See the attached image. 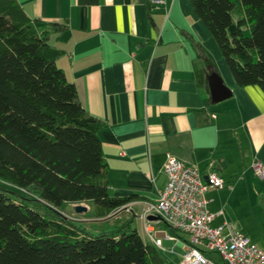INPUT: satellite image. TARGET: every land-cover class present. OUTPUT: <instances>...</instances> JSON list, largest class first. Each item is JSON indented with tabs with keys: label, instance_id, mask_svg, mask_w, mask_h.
Instances as JSON below:
<instances>
[{
	"label": "crops",
	"instance_id": "1",
	"mask_svg": "<svg viewBox=\"0 0 264 264\" xmlns=\"http://www.w3.org/2000/svg\"><path fill=\"white\" fill-rule=\"evenodd\" d=\"M17 2L31 19L62 24L47 41L60 50L55 63L80 104L104 124L98 137L108 193L137 195L102 218L91 216L90 201L77 203L87 209L81 213L76 204H63V216L90 233L88 223L124 214L118 227L127 223L154 245L147 228L160 239L164 249L154 246L163 258L179 260L182 243L168 239L171 230L147 211L167 181L163 164L171 155L203 178L215 169L225 185L205 191L210 224L230 222L264 248V179L251 167L254 160L264 163V91L235 84L190 0ZM211 72L232 92L218 104L211 102Z\"/></svg>",
	"mask_w": 264,
	"mask_h": 264
},
{
	"label": "trees",
	"instance_id": "2",
	"mask_svg": "<svg viewBox=\"0 0 264 264\" xmlns=\"http://www.w3.org/2000/svg\"><path fill=\"white\" fill-rule=\"evenodd\" d=\"M235 84L264 91V0H190ZM62 26L0 0V264H169L127 223L97 235L59 209L108 216L137 197L108 193L98 131L48 43Z\"/></svg>",
	"mask_w": 264,
	"mask_h": 264
},
{
	"label": "built area",
	"instance_id": "3",
	"mask_svg": "<svg viewBox=\"0 0 264 264\" xmlns=\"http://www.w3.org/2000/svg\"><path fill=\"white\" fill-rule=\"evenodd\" d=\"M251 167L259 179H264V163L254 160ZM163 171L167 181L147 211L171 230L168 239L182 243L178 264H264V248L251 243L230 222L210 224L213 214L207 209L205 191L225 185L215 169L203 178L195 166L168 155ZM145 231L157 248L164 249L160 239H155L147 228Z\"/></svg>",
	"mask_w": 264,
	"mask_h": 264
},
{
	"label": "water",
	"instance_id": "4",
	"mask_svg": "<svg viewBox=\"0 0 264 264\" xmlns=\"http://www.w3.org/2000/svg\"><path fill=\"white\" fill-rule=\"evenodd\" d=\"M208 86L211 95V102L217 103L231 96V90L225 85L222 78L215 72H211L208 76ZM205 178V177H204ZM77 213L85 212L87 209L81 204H76L73 207ZM157 218V216L151 215L150 218Z\"/></svg>",
	"mask_w": 264,
	"mask_h": 264
},
{
	"label": "rangeland",
	"instance_id": "5",
	"mask_svg": "<svg viewBox=\"0 0 264 264\" xmlns=\"http://www.w3.org/2000/svg\"><path fill=\"white\" fill-rule=\"evenodd\" d=\"M225 66H226V64H225ZM65 208H66L65 206H62V208H60L59 210L65 211V210H67ZM92 213H93V210H92L91 214ZM124 216L125 215L123 214V215H120L118 217H115V219L114 218H109V219H106L104 221L88 223V225H86V229L90 233H92L94 235H97V234L101 233L102 231H107V230L113 229L115 227H118L121 224L120 222L124 221V219H125V218H123ZM163 245H167V242L163 241ZM211 257L217 258V255L216 254H211ZM165 259H166V261L169 264H178L179 263V260L177 258L172 257V256H167V253L165 255Z\"/></svg>",
	"mask_w": 264,
	"mask_h": 264
}]
</instances>
